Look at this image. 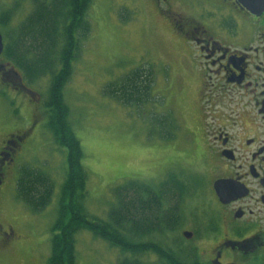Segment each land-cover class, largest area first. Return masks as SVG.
I'll return each instance as SVG.
<instances>
[{"label": "rangeland", "instance_id": "rangeland-1", "mask_svg": "<svg viewBox=\"0 0 264 264\" xmlns=\"http://www.w3.org/2000/svg\"><path fill=\"white\" fill-rule=\"evenodd\" d=\"M32 8V0H0V17L6 10L13 12L4 27L0 24L4 46L12 41ZM86 18L90 32L79 39L62 95L83 149L88 218L107 219L110 206L118 201L115 188L121 184L139 180L152 187L173 171L190 191L200 193L194 195V205L206 200L210 197L208 177L198 168L191 147L183 138L177 140L178 134L170 143L169 123L160 126L156 121L169 114L187 125L192 113L198 114L195 91L184 93L174 87L180 57L168 26L149 0H92ZM6 60L0 54V148L10 133L22 130L31 111H36L31 105L34 101L27 102L24 94L28 90L21 83L33 91L32 99L39 98L42 103L49 86L48 75L28 82ZM137 67L151 69L153 74L145 104L124 106L103 91ZM65 158L66 149L42 123L22 141L21 152L6 166L7 186L0 197V264H46L66 172ZM23 165L45 171L54 183L50 203L35 214L16 198L15 180ZM162 229L143 240L168 234L175 245L180 244L176 223ZM75 244L76 264H117L121 257L117 248L86 229L77 232ZM151 257L148 254L141 260L147 262Z\"/></svg>", "mask_w": 264, "mask_h": 264}, {"label": "flooded vegetation", "instance_id": "flooded-vegetation-1", "mask_svg": "<svg viewBox=\"0 0 264 264\" xmlns=\"http://www.w3.org/2000/svg\"><path fill=\"white\" fill-rule=\"evenodd\" d=\"M149 1L178 49L174 87L195 91L197 99L198 114L192 113L187 125L169 123L174 125L170 143L178 134L177 140L191 147L198 168L207 174L210 197L194 205L200 193L188 186L182 193L175 187L170 196L153 189L162 195V206L147 209L145 222L163 231L166 221L174 220L180 244L168 234L149 236L157 251L148 253L147 262L264 264V0ZM21 86L36 111L0 148V197L7 186L6 166L46 120L42 100L32 99L33 91ZM216 181H221L222 200ZM166 249L174 255L162 258Z\"/></svg>", "mask_w": 264, "mask_h": 264}, {"label": "trees", "instance_id": "trees-1", "mask_svg": "<svg viewBox=\"0 0 264 264\" xmlns=\"http://www.w3.org/2000/svg\"><path fill=\"white\" fill-rule=\"evenodd\" d=\"M92 0H32V11L22 21L12 41L6 43L1 55L21 71L28 82L49 76L45 108V127L55 142L66 149V172L60 187L56 219L50 238L51 251L46 264H76L75 236L81 229L103 239L121 253L117 264H150L142 257L156 252L155 243L143 240L160 226H148L144 213L152 207L160 208L161 194L153 189H164L170 196L175 187L184 192L185 183L173 172L158 185L149 186L139 180H130L115 188L116 206H110L106 220L89 219L84 200L87 195V171L83 167V149L70 123L69 107L62 95L63 87L71 76L80 37L90 32L87 11ZM0 17L4 27L13 12L6 10ZM151 69L137 67L104 87V92L122 105L137 106L147 102ZM168 119V121H167ZM160 126L173 122V117L161 115ZM174 125L169 126V133ZM172 134L170 133V138ZM16 178V198L30 210L40 212L50 203L54 183L45 171L23 165ZM158 192V191H157ZM164 194V197L167 196ZM167 217V216H166ZM172 221H166L170 225ZM176 223V222H174ZM160 254L165 258L171 252ZM172 255H174L171 252ZM169 261V260H168ZM169 261L168 264H181Z\"/></svg>", "mask_w": 264, "mask_h": 264}, {"label": "water", "instance_id": "water-1", "mask_svg": "<svg viewBox=\"0 0 264 264\" xmlns=\"http://www.w3.org/2000/svg\"><path fill=\"white\" fill-rule=\"evenodd\" d=\"M4 49V44H3V40H2V34L0 33V54L3 52ZM221 181H216L214 184V189L217 192V195L219 196L220 200L223 199V195L220 193V186H221ZM186 234V233H185Z\"/></svg>", "mask_w": 264, "mask_h": 264}]
</instances>
